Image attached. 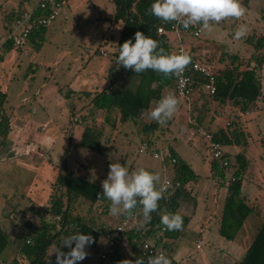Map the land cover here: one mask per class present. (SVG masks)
<instances>
[{
  "label": "crops",
  "instance_id": "obj_1",
  "mask_svg": "<svg viewBox=\"0 0 264 264\" xmlns=\"http://www.w3.org/2000/svg\"><path fill=\"white\" fill-rule=\"evenodd\" d=\"M243 1L248 2L249 0ZM113 17L114 16H111L109 19H112ZM103 19L108 20V17ZM244 21L245 20L242 18L237 20L238 26L244 24ZM117 25L118 24H111L110 26L116 27ZM250 26L247 36L241 40H237V42H233L232 44L217 40H214L213 43L203 42L201 41L202 35L197 39H191L192 35L183 34L182 38L184 44L198 59L201 58L202 55L207 56V58L202 56V59L206 60V64L209 65L213 71H220L227 68V66L231 65L232 58L235 55L240 57L239 63L237 64L241 65L242 70L249 68L257 69L262 84V96L257 101L256 106L253 107V110H256L264 108V29H261L262 31H257L255 29L252 30ZM119 27L120 33L122 25ZM196 27V29L201 30V26L197 25ZM175 36V34H172L171 38L174 39ZM253 36H256V39L258 40L260 39L263 46L255 49L254 45L257 40L253 43ZM106 43H109V40L107 37H104L101 46L96 50L99 56L107 57L111 60L109 63H103L100 70L102 78L98 84L97 90L84 91L83 94H80L78 89L75 88H71L66 92L62 91L60 87L59 91H53L50 89L43 92L38 89L30 95H17L12 104H7L9 99L8 90L3 89L0 86L8 95L4 107L10 117V131L8 137L6 140L1 139L0 142V186L2 187L4 180L9 181L17 172V169L34 168L39 171L37 173L34 172V174L31 175L32 178H28V180L31 179V181L29 183L26 182L24 191H27L25 193H28L29 191L33 193L36 191V193L44 195L43 200L40 201L36 198H27L25 196L20 200L19 205L22 210L20 213L21 222L16 224V227L11 226L8 228L0 223L1 229L4 230L11 239L18 237L15 235V231L20 227H23L26 231L24 237L30 238V235L32 236L30 224H34L36 227L41 225L44 209L51 206L54 195L61 194V188L59 187L60 185L57 184V180L63 167H66L68 172L73 175L90 181L97 180L102 184V181L107 177L105 176L102 179L99 178V175L96 172L98 170L93 168V161H95L98 154L105 155L106 159H112L107 160L108 162H118L122 159V156L132 155L127 144V139L128 132L131 131L132 133H135L134 125H128L127 123L130 121L122 122L120 114H118L116 110L110 112L99 110L92 104V99L95 94L97 92L108 90L111 84L108 74L110 67L113 65L112 59L114 55L108 53L107 47L105 46ZM102 50L105 51L107 55H103L101 53ZM89 75L93 76L94 71H91ZM71 85H73V83L70 84V86ZM89 86L94 87L95 84L90 82ZM173 90L175 93V87ZM169 91L172 92L171 87H166L162 97ZM177 97L184 99L185 103L178 105L176 113L167 122L168 125H157L155 127L154 125L158 123L149 118V110L155 107L159 100L154 101L149 109L142 111L140 119L146 124L142 133L138 136L142 144L145 143L149 147V144L151 143L152 146L160 148L161 151H158L156 148V153H164L167 150H171L176 154L178 159H184V155L176 149V146L172 143V139L174 133L180 128L179 120L177 121V118L183 111H185L184 108L186 106V114L188 118L186 120L187 125H184V127L185 129L186 126L188 127V132H185L184 136L189 143L193 144L198 140H202L208 147H210L206 137L196 134L200 131H205L206 127H210L211 131L208 132L212 133L219 129H224L232 135L234 140H237V142L231 145H223V147L227 146L229 149V151H224L228 155V159L231 163L236 162V158L234 160L231 158L237 156L244 150H246L247 158L248 143H246L247 141H244V138L242 137V135H245L244 129L242 128H244V126L246 127L243 118L253 110H248L244 113L241 110V106H236L232 103H227L225 105L213 103L212 112L214 116L211 115L209 118L210 125H200V128L197 129L196 126L193 125L196 123L191 116V109L197 104H200V107H202L204 99L198 94L192 95V98H182L178 95ZM188 99H190L189 102L187 101ZM193 103L195 105H193ZM182 117L183 116H181V118ZM146 126H149L150 129H147ZM87 129H93V144L96 145L98 150H92L83 146L82 140ZM152 132L155 133L151 134ZM166 135H168V138ZM164 139H166L165 142L161 143ZM32 142L37 145V151L40 154L34 153L30 156L22 154L27 144ZM142 148L146 151L141 152ZM147 150L148 148L141 147L139 149V155L136 157L134 153V161H136L138 168L146 167V157L144 158L143 154H145ZM139 156H141V158ZM156 159H160L162 163L161 170L164 173L165 178L166 173L171 172V168L165 163L164 159ZM184 160L188 162L186 159ZM71 161H73L72 165L70 163ZM213 163L214 159L212 158L210 174L204 177L198 173V180L188 184V195L183 200H188L191 203L187 204L186 202L184 204L185 201H180L179 212L189 217L190 221L186 227L187 230L185 231V234L182 232L181 236L175 240L172 249V259L179 264H239L251 246H245V241L240 239V234L247 225L246 223L251 214L246 219L244 226L234 240H228L220 234L223 210L226 199L229 196V187L227 184L228 181H230L229 176L234 174V168H231L232 171L228 170L230 167L226 169V177L224 180H221L220 176L215 174V171L212 168ZM244 177L245 172H243L242 175V193L247 197L248 204L252 206L249 203L251 202L249 195L244 191ZM254 183L260 186V182L255 181ZM6 186L7 188H4L2 192H11L12 189L8 185ZM204 198L208 199L203 200ZM65 202H68V198L65 199ZM200 202H202V204H200ZM9 203L10 202L8 201L7 208L9 212L7 217L9 220H15L18 218V208L13 205V207L10 208ZM100 203L101 202L98 204ZM69 204L74 214H80L88 221L95 220L99 226H103L107 231L110 230L111 226L116 228L117 223L115 224L114 222L120 216L110 215L109 201L107 203L104 202V204L107 205L105 209L99 208V210L93 209V207L98 204L92 207L90 202L82 197L72 200ZM252 207L254 208V212L258 213L255 207ZM85 210H87L86 216L84 215ZM93 211H95V213L99 211L97 217L92 216ZM12 213L14 214L11 215ZM128 219L132 221L133 228H142L140 226V221L142 219L141 209ZM44 220L46 219L44 218ZM191 232L197 234L195 248L203 255L200 259L197 258L191 249L184 246L183 240L181 239L183 235L188 238L189 233ZM112 235H116V232L114 231L113 234L108 233L106 236L111 238ZM12 244L13 245H11L9 249L8 245L3 251L0 257V264H13L15 260H18L22 264H26L27 260L19 254L18 248L15 244ZM123 245L125 247L124 251H128L130 248L128 241L123 240ZM241 251L243 256L241 258L236 257ZM128 255L129 254L125 255L123 253L121 255L122 260L126 259ZM87 260L88 259H84L83 261L78 262V264H87Z\"/></svg>",
  "mask_w": 264,
  "mask_h": 264
},
{
  "label": "trees",
  "instance_id": "obj_2",
  "mask_svg": "<svg viewBox=\"0 0 264 264\" xmlns=\"http://www.w3.org/2000/svg\"><path fill=\"white\" fill-rule=\"evenodd\" d=\"M112 2L115 6V15L110 19V22L112 25L121 24L122 29L117 49L113 53V65L109 69L110 88L97 92L92 99V104L99 110L108 112L116 110L120 114L121 121L128 122L140 119L142 111L149 109L154 101L162 98L166 87L175 86L176 78L164 79L153 70L136 74L133 70H126L123 66L118 67L116 65L119 46L128 39H132L134 43V34L137 31H141L145 35L157 40L160 46L169 54H171V45L167 34L158 33V27L165 22L149 14L150 5L155 0H112ZM19 13L16 12L14 16L9 18V22L5 27L7 34L12 30L14 21ZM170 25L171 22L166 23L169 29L171 28ZM189 28L196 29L197 27L189 26ZM47 29H36L30 35L29 41L38 38L43 40ZM254 46L257 49L263 46V44L260 42V39H257ZM1 47L4 53L11 51L13 48H18L12 41L3 42ZM2 59L3 55H0V60ZM199 59L204 62L202 58ZM239 59L240 57L235 55L232 58L231 65L223 70L214 71L217 78V92L213 95L203 90V85L206 82L205 77L199 74L195 75L196 86L199 88L198 92H202L209 97L207 100H204L203 107L213 103H218L219 105L232 103L233 105L241 106V110L244 113L248 110H253V107L256 106L257 101L262 96L261 80L257 69L249 68L242 70L241 65L237 64L239 63ZM7 96V92L0 87V138L3 140L7 139L10 131V117L4 107ZM201 124H203L202 117H198L196 124L193 125L199 129ZM157 125L159 123L154 126L156 127ZM208 125L210 124L208 123ZM146 128L150 129L149 126H146ZM93 133V129H87L83 136L82 144L86 148L98 150L96 145L93 144ZM213 135V140L218 141L222 145H231L237 142L224 129L213 132ZM149 147H152L151 143ZM156 148L158 151H161L160 148ZM171 153L173 152L171 151ZM173 155L176 156L175 153ZM226 157L228 158L227 154ZM164 160L171 168V177L179 180L182 185L175 191L164 193V198L159 201L158 210L151 213V221L141 229H129L125 233L118 235L117 227L111 226L110 230L107 231L103 226H99L95 220L88 221L82 215L74 214L69 203L76 198H84L90 202L92 207L99 202L107 203L108 200L103 196L97 199L98 193L102 195V184L99 181H90L73 175L68 172L66 167H63L57 180V184L61 188V194L54 195L51 206L44 209L42 223L39 227L30 224L32 234L30 238L18 236L11 239L4 230L0 229V257L7 246L10 243H14L18 248L19 254L27 260L26 264H47L49 259L52 264H56L55 254L52 253L61 247L64 237L74 232L91 235L95 242L90 246L97 247L103 236H106L108 233L113 234L115 231L116 235H112L111 237L115 241V254L112 255L115 264H118L122 260L121 255L125 250L123 240L128 241V244L132 248L131 255H128L126 259L134 261L137 257H143L141 255V247L144 242L149 241L156 247L165 250L166 256L171 260L172 264H179L172 259V249L175 240L181 236L190 221L189 217L179 212L180 201L186 198L188 195L187 186L191 182L198 180V174L184 159H179L177 163H173L171 159ZM230 165L234 168L233 176L237 177V179L228 182L229 196L226 199L223 210L220 234L228 240H234L244 226L248 216L254 212V208L248 204L247 197L242 193V175L247 168L246 150L236 156V162L231 163L230 161ZM212 168L215 174L220 176L221 180L225 179V169L221 168L218 162L214 161ZM66 198H68V202H65ZM139 209L137 207L133 215ZM164 210L171 213H179L183 217L182 230H163L164 226L160 223V216ZM44 214L51 215L54 221L49 222L44 220ZM120 218L123 221L130 217L121 215ZM28 239L31 240L30 243H28ZM61 250L64 252L69 251L67 247H63ZM13 264L22 263L15 260ZM239 264H264V223Z\"/></svg>",
  "mask_w": 264,
  "mask_h": 264
},
{
  "label": "rangeland",
  "instance_id": "obj_3",
  "mask_svg": "<svg viewBox=\"0 0 264 264\" xmlns=\"http://www.w3.org/2000/svg\"><path fill=\"white\" fill-rule=\"evenodd\" d=\"M65 1L66 4L62 14L54 24L47 29L43 40L38 38L29 41L24 49L13 48L11 51L4 53L1 46L7 36L5 27L9 22V18L14 16L16 12H21L23 9L35 6L38 0H0V55H3V59L0 60V86L8 90L9 99L7 104H12L17 95H30L38 89L43 92L50 89L59 91L60 87L62 91L66 92L71 88H75L78 89L80 94H83L84 91L97 90L98 84L102 78L100 70L103 63H109L111 60L107 57L99 56L96 50L101 46L104 37H107L109 40V43H106L105 46L110 55H113L117 49L120 34L119 26L121 25L118 24L116 27H112L110 26L111 22L109 19V17L115 15V6L111 0ZM242 3L247 9L246 15L242 17V19L245 20L244 24H247L248 28L251 25L250 28L252 30L255 29L259 31L264 29V1L249 0L248 2H244L242 0ZM105 17H108V20L103 19ZM237 27V20L235 19L221 21L219 24L213 25L214 30L212 32L201 30V41L213 43L214 40H217L232 44L233 42H237V40L234 39V33ZM253 37L254 43L257 39L256 36ZM191 39L197 38L191 36ZM204 57L207 58L206 55ZM91 71H94L93 76L89 75ZM90 82L95 84V86H89ZM72 83L73 85L70 86ZM173 88L174 86L171 87L172 92H174ZM195 94H198L204 100L209 98L202 92L197 91ZM178 99L180 102L179 105L185 103L184 99ZM189 100L190 99L187 101L189 102ZM194 103L193 105H195ZM212 105L213 104H207V106L200 107V104H197L193 106V109H191V116L195 123L198 117H202L203 124L201 125H208L209 118L213 115ZM184 109L185 111L177 118L180 128L174 133L172 143H174L176 149L184 155V159L191 164L196 173L206 177L210 174L211 169V151L202 140H198L193 144L187 141L184 136V133L188 132V127L186 126V129L184 127V125H187L186 120L188 118L186 106ZM181 116L183 117L181 118ZM243 122H245L246 127L244 126V128H242L245 134L242 135V137L244 141L248 143V166L245 170L244 191L249 195L251 200L249 203L258 211V213H251L246 223L247 225L240 234V239L245 241L244 245L250 246L258 233V229L264 222V108L256 109L248 113L243 118ZM127 124L134 125L135 128V133L131 131L128 132L127 139V144L133 156H122V159L118 162L128 167L130 171L136 170L138 165L134 160L135 157L139 155V149L141 147L148 148L147 152L143 154V157H146L145 169L150 172L160 173L161 179L163 180L165 175L161 170L162 163L160 159L154 157L156 146L148 147L147 144H142L138 137L146 124L141 119L132 120ZM166 125H168V123ZM205 131H211L210 127H206ZM154 133L155 132H152L151 134ZM196 135L203 136L201 132H198ZM166 136L168 138V135ZM165 140L166 139L161 143H164ZM223 149L229 151L227 146H224ZM139 157L141 158V156ZM175 157L177 162H179L177 156ZM235 158L236 156L231 159L234 160ZM107 160L112 159H106L105 155L98 154L95 161H93V168L98 170L96 172L101 179L105 176L107 177L110 170L109 164L114 162H108ZM70 163L72 165L73 161ZM229 167L228 170L232 171V167ZM38 171L39 170L34 168L17 169V172L9 181H3L2 187L0 186V223L3 224V226H7L8 228L11 226L16 227L15 225L21 222L20 213L22 210L19 202L24 196L27 198H36L39 201L43 200L44 195L41 193H36V191L33 193L30 191L25 193L27 191H24L26 182L29 183L31 181V179L28 180V178H32L31 175ZM166 176H172L171 172L166 173ZM231 177L232 175L229 176V178ZM255 181L260 182V186L254 183ZM6 185L12 189L11 192H2L4 188H7ZM227 185H229V183ZM4 194H6L7 197ZM207 199L208 198H204L203 200ZM8 201L10 202V208L13 206L18 208V218L15 220H9L7 217L9 212L7 208ZM183 201H185L184 204L186 202L187 204L191 203L188 200ZM200 204H202V202H200ZM106 206L104 202H101L93 207V209H105ZM92 213L93 217H97L99 211H97V213L93 211ZM13 214L14 213L11 215ZM84 215H87V210L84 211ZM44 218L49 222L54 221L51 215L44 214ZM121 222V218L118 217L114 223H117V227ZM186 230L187 228L183 230L184 234ZM194 233L195 232L189 233L188 238L183 235L181 239L183 240L184 246L191 249L197 258L200 259L203 255L195 248L197 234ZM15 235L24 237L26 231L23 227H20L15 231ZM110 241V237L103 236L98 247L93 248L92 246H88L86 248L88 252V256L86 257V259H88L87 264H115L112 256H108V258L104 260L101 259V255L109 251ZM11 245L13 244L11 243L8 249ZM131 250L132 248L130 247L128 251H124V254L130 255ZM242 256V251L238 256L236 255L238 258Z\"/></svg>",
  "mask_w": 264,
  "mask_h": 264
},
{
  "label": "clouds",
  "instance_id": "obj_4",
  "mask_svg": "<svg viewBox=\"0 0 264 264\" xmlns=\"http://www.w3.org/2000/svg\"><path fill=\"white\" fill-rule=\"evenodd\" d=\"M149 14L165 23L176 22L184 29L189 26H201L202 31L212 32L213 25L221 21L240 20L246 15L247 9L242 0H155L150 5ZM247 24H240L234 39L241 40L247 36ZM132 39L126 40L119 46V55L116 60L118 67L133 70L140 74L153 70L164 79L177 78L181 83H186L184 73L192 63L189 52L180 50L179 53L169 54L159 42L141 31L134 34ZM179 99L174 92L169 91L149 110V118L161 126L174 116L178 109ZM107 178L102 181L101 196L109 202V213L112 216L131 217L137 207L141 209L142 219L140 226L151 221V213L159 208V201L164 198V193L171 186L170 181L161 179L158 172H150L143 167L130 171L128 167L119 162L109 164ZM160 223L167 231H180L183 229V217L179 213L164 210L160 216ZM95 242L91 235L74 232L63 238L62 245L52 254H55L56 264H78L88 256L86 248ZM74 245V246H73ZM67 247L68 252L61 249ZM51 254V255H52ZM131 255V253H130ZM47 264H52L51 260ZM118 264H172L164 253L154 256L137 257L134 261L123 259Z\"/></svg>",
  "mask_w": 264,
  "mask_h": 264
},
{
  "label": "built area",
  "instance_id": "obj_5",
  "mask_svg": "<svg viewBox=\"0 0 264 264\" xmlns=\"http://www.w3.org/2000/svg\"><path fill=\"white\" fill-rule=\"evenodd\" d=\"M65 4V0H38L35 6L23 9L14 21L12 30L7 34L4 42L12 41L16 47L21 49L26 48L29 43L30 35L36 29L49 28L50 26H52L54 22L58 19V17L62 14ZM170 27V29L167 28L166 23H164L158 27V33L167 34L169 36L171 54L179 53L180 50L183 49L184 51L189 52L192 57V63L187 67L184 73L186 83H181V81L176 78L174 86L175 93L182 98H188L194 95L195 92L199 90V88L196 86L195 78V75L199 74L205 77L206 79V82L203 85V90L206 91L208 94H215L217 92V78L214 71L209 65L198 59L192 53V51L188 49V47L184 44L182 38L183 34H190L198 38L201 36V30L191 28L184 29L182 25H179L176 22H171ZM172 34L176 35L174 39L171 38ZM101 53L103 55H107V53L103 50L101 51ZM200 132L203 134L204 137H206L210 144L212 158L214 159V161L218 162L221 168L225 170L228 169L230 166V161L226 157V152L223 149V145L218 141L213 140L214 135L212 132ZM144 151L145 149L142 148L141 152ZM34 153L40 154L37 151V145L32 142L27 144L22 154L30 156ZM155 157L162 159H171L173 163H177L176 157L173 155V153H171L170 150H167L164 153H156ZM165 179L170 181L171 183V186L165 193L175 191L182 185L179 180H176L171 176H166L164 180ZM230 179L232 181H235L237 177H234L232 175ZM129 229H133L132 221L129 219L123 220L121 224L117 226V234H123ZM163 230H165L164 227ZM30 242L31 240L28 239V243ZM109 247V251L101 255L102 259H107L108 256H112L115 254V241L113 239H111ZM161 252L166 255L165 250L156 247L153 243L149 241L144 242L141 247V255L146 260L148 256H154L156 253Z\"/></svg>",
  "mask_w": 264,
  "mask_h": 264
}]
</instances>
